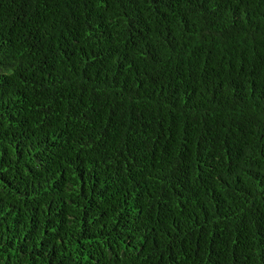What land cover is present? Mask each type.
<instances>
[{
	"label": "trees",
	"instance_id": "trees-1",
	"mask_svg": "<svg viewBox=\"0 0 264 264\" xmlns=\"http://www.w3.org/2000/svg\"><path fill=\"white\" fill-rule=\"evenodd\" d=\"M0 264H264V0H0Z\"/></svg>",
	"mask_w": 264,
	"mask_h": 264
}]
</instances>
